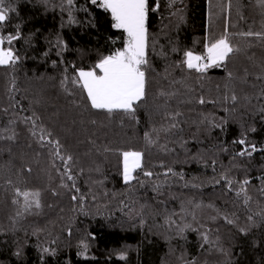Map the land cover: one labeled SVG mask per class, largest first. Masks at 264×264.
I'll return each instance as SVG.
<instances>
[{"label": "trees", "instance_id": "obj_1", "mask_svg": "<svg viewBox=\"0 0 264 264\" xmlns=\"http://www.w3.org/2000/svg\"><path fill=\"white\" fill-rule=\"evenodd\" d=\"M5 2L10 23L0 32L19 26L21 38L11 45L20 61L0 67V264H264V39L241 35L264 33L261 0H158L135 119L92 110L71 82L122 48L109 14L75 0L79 23L68 25L61 0ZM224 35L239 49L225 65L187 69L185 52L204 55ZM58 40L67 44L59 55ZM240 139L257 151L236 155ZM55 141L73 158L79 193ZM124 151L143 153L130 183ZM169 168L183 179L165 176ZM16 189L39 192L40 207L24 210Z\"/></svg>", "mask_w": 264, "mask_h": 264}, {"label": "snow or ice", "instance_id": "obj_2", "mask_svg": "<svg viewBox=\"0 0 264 264\" xmlns=\"http://www.w3.org/2000/svg\"><path fill=\"white\" fill-rule=\"evenodd\" d=\"M87 3L109 14L112 21L111 26L114 29L121 30L125 34L126 39L122 48L116 49L111 54L102 55L92 67L88 69H76L75 75L71 77V82L85 94L88 105L92 110L106 113L109 116L113 113H124L132 119H135L137 108L146 97V71L149 65V33L147 24L150 12H155L159 9L158 0H153L152 4H150V0H87ZM261 3L264 5V0H261ZM228 7H230V3ZM75 8V0H61V11H65L69 15L68 25L79 23V21L72 16V12ZM80 10L88 12L87 7H82ZM9 12L10 9L6 5L5 0H0V29L10 23ZM89 15L91 16V13H89ZM89 23H91L93 27L95 26L94 20L89 21ZM241 35L248 37L255 36L258 39H264V33L259 32L254 33L249 31ZM20 38L19 26H17V30L12 33L0 32V67H14L20 61V56L15 49L11 47L12 43ZM57 47L59 48L58 55L67 50V44L62 40L57 41ZM234 51H239V49H233L228 36L224 35L215 41L209 42L206 45V54L204 55H196L192 51L185 52V60L183 63L188 70L205 73L211 67H221L225 65L228 57ZM53 64H55V61ZM72 67L75 68V65H72ZM65 72H67V69H65ZM229 76H231V73H229ZM68 79L69 77L66 75L64 81L61 83L63 84ZM231 99L235 101L236 97L232 96ZM199 103H205L204 99L200 98ZM176 115H179V113ZM173 119H175V116H173ZM92 123H96V121L93 120ZM33 125L35 126V121H33ZM172 126L176 127L175 124ZM253 131H255V129H253ZM33 135H35V132ZM48 135L50 136L51 134L49 133ZM9 138L11 139L12 137ZM40 139L43 140L44 136L41 135ZM145 139L149 143H154L147 133L145 134ZM48 143L53 142L49 140ZM237 143L242 146V149L236 153V155L243 157L247 154L250 156L253 152L257 151L256 145L246 144L245 139H240ZM59 149L60 143L59 141H55L56 155L59 159L64 161L67 178L73 181L71 189L79 193L80 189L76 187L75 178L71 175V170L67 168V163L72 161L73 158L70 155L66 158L60 156ZM121 155L123 158V180L125 183H130L132 180L136 179L133 173H135L137 169L142 168L143 153L139 151H124ZM169 174L172 176L179 175L180 179H183L182 174H178L170 168L165 173V176ZM142 175L151 177L153 173L144 170ZM223 179H225L226 184L230 187L232 181L228 180L226 177H223ZM250 182V180L245 179L241 185V191H244L243 185H247ZM217 183H219V181H217ZM63 186L69 188L67 184ZM239 194L240 193H237V195ZM16 196L23 198L24 203L22 207L24 210H27L33 204L37 208L40 207L39 192H22L16 189ZM30 197L33 199H29ZM71 199L76 201L78 197L74 194L71 196ZM79 199L83 201L84 197L81 195ZM247 199L246 197L245 203H247ZM13 203H19V200H14ZM19 214L20 213H18V215ZM248 219L252 220V217L250 216ZM227 222L233 223L232 220H228ZM244 231V229H241V232ZM203 238L205 242H207V235ZM86 247L85 245V248ZM42 252L54 255V252H51L48 248H43ZM81 254L83 255V252ZM16 255L19 256L20 252L18 251ZM120 259H126L124 253H120ZM190 264H194V262H190Z\"/></svg>", "mask_w": 264, "mask_h": 264}, {"label": "rangeland", "instance_id": "obj_3", "mask_svg": "<svg viewBox=\"0 0 264 264\" xmlns=\"http://www.w3.org/2000/svg\"><path fill=\"white\" fill-rule=\"evenodd\" d=\"M133 175H134V173H133Z\"/></svg>", "mask_w": 264, "mask_h": 264}]
</instances>
